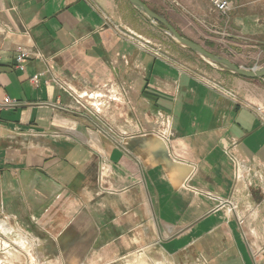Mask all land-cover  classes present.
I'll list each match as a JSON object with an SVG mask.
<instances>
[{
  "label": "crops",
  "instance_id": "0c3cea01",
  "mask_svg": "<svg viewBox=\"0 0 264 264\" xmlns=\"http://www.w3.org/2000/svg\"><path fill=\"white\" fill-rule=\"evenodd\" d=\"M227 1L216 16L240 35L209 45L264 44V0ZM138 12L127 0H0V97L19 102L0 112V210L52 220L63 253L141 241L174 264H264L262 78L180 52L173 62L156 57L114 28L160 31ZM19 50L29 53L24 70L14 67ZM200 72L235 99L200 82ZM97 118L113 127L110 139L94 128ZM232 142L251 170L238 181L225 152ZM167 170L186 182L172 187Z\"/></svg>",
  "mask_w": 264,
  "mask_h": 264
},
{
  "label": "rangeland",
  "instance_id": "374dc122",
  "mask_svg": "<svg viewBox=\"0 0 264 264\" xmlns=\"http://www.w3.org/2000/svg\"><path fill=\"white\" fill-rule=\"evenodd\" d=\"M141 1L145 3L150 9L154 10L156 14L164 17L182 36L200 44L208 51L217 55L224 54L220 56H223L229 60H234L239 64L238 66L245 68L264 66V44L253 43V38L251 37H245V39L238 38V40L245 41L246 44L242 43L240 46H232L230 50H227L225 47L215 48L209 45L208 42L212 36H223L225 38L235 40V37L232 36L240 35L225 25L227 16H216L218 12L213 10L210 0ZM114 28L119 32L120 35L135 34L136 36L133 37L134 39L139 40L142 43V39L148 41L147 43H143L145 46L142 48H145L151 52H155L156 57H164L167 61L175 60V58L171 55L173 52H180V54L183 55H190L192 57L203 59L199 55L190 51L187 47L176 42L164 31L160 29V31H158L155 28H153V30L152 25L148 30V37H142L141 35H137L136 33L122 29L120 26L115 25ZM210 64L215 65L213 63ZM215 66L221 67L219 65ZM225 71L228 70L225 69ZM201 76L214 81V83L220 88L233 92L236 97L235 90L230 88V86L218 78L201 73L198 76V79H201ZM262 82L264 85V77L262 78ZM34 87H39L38 82L37 87ZM71 93L73 98L79 100L83 104L82 99L78 98V96L75 95L73 91ZM127 96V89L119 87L118 98L124 101L128 99ZM235 97H233V99H235ZM121 100H119L118 103H120ZM104 108L105 107H102V111ZM260 111L264 122V110L261 109ZM94 128L107 136L110 135L114 130L113 127L104 120L94 123ZM130 128L137 129L138 127L134 123V127ZM162 128H164V126ZM120 129L121 128H117L118 135H127L124 128L122 129L125 131ZM111 141L115 144H121V138L113 137ZM166 172L169 173L167 179H170L168 182L171 183L170 185L172 187H179L180 185H183L184 182H186V179H183V177L181 179L177 178L175 171L167 170ZM174 173L175 175H173ZM238 180L239 179H237V181ZM91 206L93 208V202L90 204V207ZM0 221H5L13 233L15 235H19L25 242L24 247H21L15 243L14 239L12 240L11 238L6 237V235L0 231V238L4 241H7V244L10 245L9 247L5 248L0 247V259L4 261L3 263L0 262V264H174L172 259L163 255L157 249V247L153 246L152 244L147 247L146 245H143L141 241L131 244L119 240L117 243H114V248H110L109 245H107L106 247L103 246L102 248H97L95 251L93 249H80L74 251L70 250L63 253L62 250L58 249L54 240L56 236L55 233L58 231L57 227L54 225V222L49 220L46 222L42 221L41 223V221H39L36 216H33V213H30V211L27 210L25 211L24 209L22 215L18 217L0 210ZM112 252L116 253L117 255H111Z\"/></svg>",
  "mask_w": 264,
  "mask_h": 264
},
{
  "label": "built area",
  "instance_id": "2783aa9c",
  "mask_svg": "<svg viewBox=\"0 0 264 264\" xmlns=\"http://www.w3.org/2000/svg\"><path fill=\"white\" fill-rule=\"evenodd\" d=\"M210 2H211V5H212L214 11H217L220 13H225L230 9V3L227 0H210ZM123 36L127 39H133L136 44L138 43L137 45L140 48L145 46V45H143V43L148 42V41L142 39L143 40V43H142L141 41L134 39L133 37L136 36L135 34H124ZM36 56L40 59L43 58L41 54H37ZM28 57H29V53H27V51L19 50L16 57H15L14 67L19 69V70H24V62L26 61V59ZM51 68L52 67H50L49 70H51ZM44 74H45V72H40V73H37V74L32 76L31 81L33 82L34 86L37 87V82H38L39 77L44 75ZM201 77L202 78L199 79V81L202 82L203 84H205L206 86H209V87L215 89L219 93L224 94L231 99H233V97H235V94L233 92H230V91H227V90L220 88L217 84L214 83V81L210 80L209 78H206L203 76H201ZM50 81L56 83L62 91L69 93L70 95L72 94L71 93L72 91L69 89L65 80L59 79L58 77H51ZM73 99L76 103H78L82 107L83 110H85L89 113H93L97 117H99L98 111L95 110L91 105H89L87 103L85 104L84 102L82 104L79 100H77L75 98H73ZM17 105H18V101L14 100V99H10L7 96L0 98V112L2 110L12 108V107H15ZM261 119L263 120L262 115H261ZM99 120L100 119L97 118V121H99ZM169 126H170V123L166 119L164 121V128H165L164 130H167L169 128ZM164 134L165 133H163L162 136H164ZM161 139L163 140V138H161ZM235 149H236V142H232L231 145H228V147H226L225 152L233 162V165L235 168V170H234L235 177L237 179H243L246 175L250 174L251 170H249L248 168L245 167L243 160H241L238 157V155L235 152Z\"/></svg>",
  "mask_w": 264,
  "mask_h": 264
},
{
  "label": "water",
  "instance_id": "95a60500",
  "mask_svg": "<svg viewBox=\"0 0 264 264\" xmlns=\"http://www.w3.org/2000/svg\"><path fill=\"white\" fill-rule=\"evenodd\" d=\"M127 1L135 9H137L140 13H142L152 24H154L160 30L167 33L176 42L187 47L190 51L202 57L204 60H207L208 62L213 63L215 65H219L222 68L227 69L229 72L241 77L251 78V79L264 77V66L252 67V68H245L242 66H238L235 63H233L231 60L223 56L214 54L208 51L207 49H205L200 44L182 36L164 17H161L158 14H156L141 0H127ZM155 146L158 150L162 152L164 151L160 145L158 146L156 144Z\"/></svg>",
  "mask_w": 264,
  "mask_h": 264
},
{
  "label": "bare ground",
  "instance_id": "6f19581e",
  "mask_svg": "<svg viewBox=\"0 0 264 264\" xmlns=\"http://www.w3.org/2000/svg\"><path fill=\"white\" fill-rule=\"evenodd\" d=\"M0 231L3 234H5L6 237L11 238L12 240L14 239L16 244H18L21 247H24V243H25L24 240L19 235H15L5 221H0ZM15 237H16V239H15ZM7 243H8L7 241H4L0 238V247L1 248L9 247L10 245ZM0 262L3 263L4 261L2 259H0Z\"/></svg>",
  "mask_w": 264,
  "mask_h": 264
},
{
  "label": "trees",
  "instance_id": "16d2710c",
  "mask_svg": "<svg viewBox=\"0 0 264 264\" xmlns=\"http://www.w3.org/2000/svg\"><path fill=\"white\" fill-rule=\"evenodd\" d=\"M154 11V10H153Z\"/></svg>",
  "mask_w": 264,
  "mask_h": 264
}]
</instances>
